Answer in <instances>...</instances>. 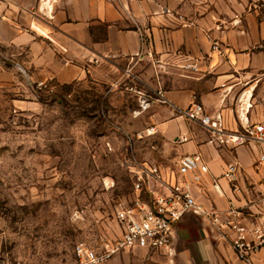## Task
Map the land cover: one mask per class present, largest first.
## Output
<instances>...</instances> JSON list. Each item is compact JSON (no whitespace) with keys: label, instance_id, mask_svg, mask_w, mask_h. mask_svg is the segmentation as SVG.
<instances>
[{"label":"crops","instance_id":"1","mask_svg":"<svg viewBox=\"0 0 264 264\" xmlns=\"http://www.w3.org/2000/svg\"><path fill=\"white\" fill-rule=\"evenodd\" d=\"M141 35L157 66L137 62ZM216 42L219 52L213 48ZM0 49L1 62L10 66H0L1 76L21 74L19 64L32 82L68 85L92 78L113 85L130 77L149 95L162 93L167 103L156 102L147 122L165 146L162 158L169 153L179 166L185 156H204L211 175L191 190L208 208L227 205V199L219 198L212 188V180L220 179L230 163L241 168L238 177L243 189L260 190L264 169L255 168L260 149L254 144L225 147L221 155L207 145V130L182 112L200 103L208 114L221 115L227 130L233 132L241 130V120L251 124L264 120V0L0 2ZM185 65H197L198 71L185 70ZM157 168L169 177L163 163ZM221 183L232 197L228 185L222 179ZM209 227L198 218L181 227L180 261L175 264H243L229 238L213 240ZM253 264H264V249Z\"/></svg>","mask_w":264,"mask_h":264},{"label":"rangeland","instance_id":"2","mask_svg":"<svg viewBox=\"0 0 264 264\" xmlns=\"http://www.w3.org/2000/svg\"><path fill=\"white\" fill-rule=\"evenodd\" d=\"M129 78L51 82L47 92L23 74H0V264H79V243L118 240V212L134 201L138 178L156 183L144 169L178 171L147 133L152 109L133 117L138 95L128 88L142 86ZM103 264H168V253L125 250Z\"/></svg>","mask_w":264,"mask_h":264},{"label":"built area","instance_id":"3","mask_svg":"<svg viewBox=\"0 0 264 264\" xmlns=\"http://www.w3.org/2000/svg\"><path fill=\"white\" fill-rule=\"evenodd\" d=\"M14 1L0 0L7 3ZM141 37V48L135 54L137 62L146 61L157 66L153 51L146 46L145 36ZM213 48L218 52L221 50L217 42ZM183 69L198 71L197 65H185ZM35 87L38 90L53 92L54 86L51 82L39 81L35 83ZM131 91L138 95V107L133 112L134 118L149 112L156 102L167 103L160 92L154 97L139 89L133 88ZM182 116L207 130L209 133L207 145L212 148L256 145L260 153L255 168L258 172L264 169V120L256 124L241 120L240 131H229L221 115L208 114L200 103H193L191 108L182 112ZM147 133L155 134V128L151 127ZM240 171L238 164L230 163L220 179L212 180V188L218 197L227 199L224 209H214L198 202L191 190L192 186H201L211 175L210 167L202 154L181 158L177 175H171L169 180L157 167L144 169L143 174L148 177V181L149 178H154L156 183L146 187L145 177L138 178L134 201L118 212L121 230L118 240L106 249L89 248L79 243L74 250L76 260L79 264H103L125 250L162 251L169 254L173 243V227L189 209H196L210 220L221 235L229 238L240 262L253 264L254 258L264 249V181L257 192L249 187L243 189L239 184ZM188 177L189 180L186 179ZM221 179L228 185L232 197H228ZM242 194L246 196L239 200L238 196Z\"/></svg>","mask_w":264,"mask_h":264},{"label":"water","instance_id":"4","mask_svg":"<svg viewBox=\"0 0 264 264\" xmlns=\"http://www.w3.org/2000/svg\"><path fill=\"white\" fill-rule=\"evenodd\" d=\"M16 68L18 69V71L21 74L24 75V77L26 78V80L28 81L30 86L33 87L31 85V78H30L29 74L26 72V70L24 68H22L19 64L16 65ZM193 218H198L201 220V222L209 224V226L211 228L209 227L210 229L208 230V233H209V236L213 240H216V239H221L224 241L226 240V238L221 234L218 236L215 235V230L213 228L212 223L204 214H202L200 211H198L196 209H189L173 227V230H172L173 243L169 249V254H168V260H169L170 264L179 263L180 259H179V253H178V248H177V240L179 237L178 236L179 230L181 229L182 226L190 224L193 221Z\"/></svg>","mask_w":264,"mask_h":264}]
</instances>
